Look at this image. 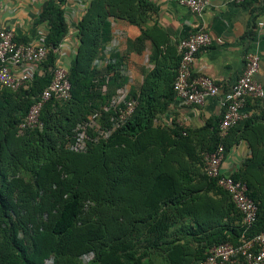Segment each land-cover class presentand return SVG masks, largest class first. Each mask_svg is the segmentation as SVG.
Masks as SVG:
<instances>
[{"label":"trees","instance_id":"16d2710c","mask_svg":"<svg viewBox=\"0 0 264 264\" xmlns=\"http://www.w3.org/2000/svg\"><path fill=\"white\" fill-rule=\"evenodd\" d=\"M63 3L49 0L39 15L48 26L41 72L25 89L0 88V264H83L90 253L86 264H152L151 252L167 264H198L206 248L238 243L242 215L204 171L205 156L220 143L225 154L240 141L250 148L232 177L257 203L247 237L264 232V125L240 120L221 137V117L195 129L175 120L155 123L175 99L180 54L159 27L146 26L153 11L148 0L89 1L75 25L70 98L47 101L42 127L19 133L70 31ZM112 19L138 26L136 42L152 41L154 67L130 89L126 99L136 105L127 119L106 138L96 140L88 128L86 150L76 152L68 144L77 124L98 113L96 123L110 127L111 99L123 86L117 56L103 71L94 66L110 40ZM141 237L140 251L133 240Z\"/></svg>","mask_w":264,"mask_h":264},{"label":"crops","instance_id":"0c3cea01","mask_svg":"<svg viewBox=\"0 0 264 264\" xmlns=\"http://www.w3.org/2000/svg\"><path fill=\"white\" fill-rule=\"evenodd\" d=\"M48 1L0 0V28L12 30L16 41L36 42L47 32L48 26L46 22L39 21V15ZM89 1L64 0L62 6L70 31L58 50L60 62L68 64L76 51L75 25ZM148 1L153 11L146 26L159 27L170 45L177 46L181 39L200 28L209 33L212 42L195 54L192 73L208 76L219 86V94L207 98L201 106L184 104L174 99L169 112L156 120V124L161 120H175L183 127L195 129L206 123H215L220 117L219 97L229 90L241 74L248 52L261 55L255 80L264 88V0H245L242 3L234 0H208L201 17L175 0ZM140 33L138 26L126 20L112 19L110 40L94 61L97 70L103 71L117 56L120 62L118 72L124 77L123 86L117 90L126 98L130 89L137 88L142 83L144 71L154 67L152 41L145 39L136 42ZM218 38L223 42L218 43ZM242 113V120L252 119L264 125V97L247 99ZM250 153L245 141L238 142L225 154L221 171L226 174L237 172Z\"/></svg>","mask_w":264,"mask_h":264},{"label":"built area","instance_id":"2783aa9c","mask_svg":"<svg viewBox=\"0 0 264 264\" xmlns=\"http://www.w3.org/2000/svg\"><path fill=\"white\" fill-rule=\"evenodd\" d=\"M187 7L197 17H201L208 5V0H175ZM242 3L245 0H234ZM262 24V23H259ZM69 25V24H68ZM45 35H41L36 42H17L14 32L0 28V88L18 90L27 88L35 73H40V65L46 59L47 48ZM212 38L203 29H197L178 42L180 60L173 82L175 99L184 104L201 106L209 97L219 94V86L208 76L192 73L195 54L211 44ZM222 43L221 38L217 39ZM264 56V53L262 54ZM261 55L248 52L245 56L243 70L235 83L219 97L220 108V136L224 137L230 127L243 119L242 108L249 98L264 97V88L255 80L259 70ZM71 95V83L68 78V64L58 61L53 70L49 84L38 94L35 102L18 125L19 133L42 127L40 112L43 105L51 100H67ZM111 107L115 115L111 118V126L101 128L95 121L98 113L77 124L73 141L68 144L70 150L81 152L87 147L90 139L87 130L93 128L97 132L95 139L106 138L123 123L132 113L135 99L117 90L112 97ZM105 110L108 107H104ZM225 157L224 145L220 143L215 150L205 156L204 171L208 177L214 178L217 185L231 197L237 210L242 215L244 231L238 243L223 242L205 249L204 256L198 264H264V232L247 237L248 230L257 219V203L247 194V186L241 180H236L232 174L221 171V163ZM264 169V163H263ZM50 263V260L47 261Z\"/></svg>","mask_w":264,"mask_h":264},{"label":"rangeland","instance_id":"374dc122","mask_svg":"<svg viewBox=\"0 0 264 264\" xmlns=\"http://www.w3.org/2000/svg\"><path fill=\"white\" fill-rule=\"evenodd\" d=\"M135 247L138 248L140 251L143 250L145 243H144V239L141 237L139 239H134L133 240ZM150 257L152 258V264H167L162 255L157 254L155 252H151ZM92 259V254H85L81 257L82 263L86 264L88 261H90ZM45 264H50L48 262H46Z\"/></svg>","mask_w":264,"mask_h":264},{"label":"clouds","instance_id":"9594fccd","mask_svg":"<svg viewBox=\"0 0 264 264\" xmlns=\"http://www.w3.org/2000/svg\"><path fill=\"white\" fill-rule=\"evenodd\" d=\"M89 117H90V116H89ZM89 117H88V118H89ZM48 260H50V263L52 262V260H51V259H48ZM48 260H47V261H48ZM47 261H46V262H47ZM46 262H45V263H46Z\"/></svg>","mask_w":264,"mask_h":264}]
</instances>
